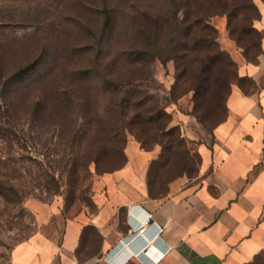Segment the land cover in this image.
Listing matches in <instances>:
<instances>
[{"label":"rangeland","instance_id":"rangeland-1","mask_svg":"<svg viewBox=\"0 0 264 264\" xmlns=\"http://www.w3.org/2000/svg\"><path fill=\"white\" fill-rule=\"evenodd\" d=\"M253 2L259 12L250 11L248 18L239 15L234 25L238 28L237 37L243 39L241 45L254 43L250 49L257 55L259 37L253 30L261 20L259 13L264 2ZM131 5L134 12L136 8L140 13L152 10L159 14L164 8L159 0H111V6L117 11L118 29L122 31L118 47L112 48L111 58L118 55L128 41L127 23L122 18ZM101 8L100 0H0V40L5 41L0 42V55L4 59L5 73L30 60L44 45L53 49L56 57V66L52 67L55 70L49 77L53 84L47 90L49 109L40 118L25 110L27 98L34 101L32 93L35 90L15 91L16 94L4 98L2 83L0 85V101L4 104L18 101L15 109H9L10 116L0 117V125L7 129L12 124L14 130L7 136L10 138L0 137V264H8L13 247L35 230V218L28 209L30 201L57 204L67 215L89 207L95 182L125 163L130 138L139 140L142 146L146 138L147 149H158L162 153L152 172L158 182L157 191L161 192L176 179L194 178L199 166L197 148L200 141L189 138L187 132L210 133L227 114L229 92L217 97L214 91H207L209 85L205 79L195 91L191 84L179 83L176 63L167 55L151 65V72L144 81L135 86H120L116 93L103 84L101 77L112 76L122 84L128 73L123 64L102 70L101 77L85 82L78 79L84 84H70L73 83L69 79L71 69L91 67L95 55L92 47L96 43L91 33L100 26L98 10ZM222 22L228 38L242 54L244 49L231 35L227 15L211 18L210 23L217 32L216 44L235 62L222 47ZM63 24L68 26L65 30L57 29ZM55 57L52 55L51 60ZM231 70L234 84L236 66ZM69 85L73 86L74 103L66 108V104L58 100L57 93ZM132 88L145 93L149 106L156 105L169 115L168 129H176L175 137L182 141L177 150H166L167 138L153 135L149 129L122 131L115 149L109 150L108 140L116 133L122 119L116 104L121 96L124 97L122 93ZM33 89L40 91V94L35 93L37 97L45 95L43 85ZM178 119H182L181 122H177ZM89 144L95 146L91 148ZM251 264H264V256Z\"/></svg>","mask_w":264,"mask_h":264},{"label":"crops","instance_id":"crops-1","mask_svg":"<svg viewBox=\"0 0 264 264\" xmlns=\"http://www.w3.org/2000/svg\"><path fill=\"white\" fill-rule=\"evenodd\" d=\"M260 12L256 29L264 33V6ZM225 27L222 47L239 82L212 132H187L200 141L195 177L152 196L149 173L160 152L130 138L125 164L95 182L89 207L67 215L57 204L28 203L35 230L13 247L8 264H250L264 251V36L250 63ZM148 214L153 225L138 236Z\"/></svg>","mask_w":264,"mask_h":264},{"label":"trees","instance_id":"trees-1","mask_svg":"<svg viewBox=\"0 0 264 264\" xmlns=\"http://www.w3.org/2000/svg\"><path fill=\"white\" fill-rule=\"evenodd\" d=\"M100 1L102 2V8L98 10L100 26L96 31H92L91 33L96 42L95 46L92 47L95 55L91 61V67L86 70L71 69L69 79L73 83L70 84L92 80L96 76L101 77L99 72L102 70L123 64L128 69V73L122 84L118 83L119 80L115 77H109L108 75L101 77L103 84L106 87L113 88L116 93L119 92L120 86H135L137 82L144 81L151 72V65L156 60H161L167 55L168 58L173 59L176 63L179 83L185 81L191 84L195 91L202 86V82L205 79L209 85L207 91H214L217 97H222L228 92L230 95L232 86L239 82L238 67L235 62L231 61L226 52L220 50L216 44L217 32L212 27L210 20L212 17L218 15L228 16V29L231 35L236 38V42L240 43V46L244 49L243 55L248 62L257 63L262 53L261 41L264 33L259 32L257 29L253 30L259 37V52L255 55L250 49L254 43L252 45H241L243 39H241L242 37H237L239 36L238 28L234 25V20L239 15L243 14L248 18L250 11L255 10L259 12L253 0H159L161 7H164L163 11L159 14L152 10L140 13L136 8L134 12V7L132 5L129 7L128 13L123 15L122 18L127 23L126 35L128 41L121 51L119 49V54L111 58L110 55L113 54L112 48L118 47V37L122 36V31L120 27L118 29L119 23L116 20L117 11L115 7L111 6V0ZM262 1L264 2V0ZM259 14L262 18L261 12ZM63 25L62 27L58 26L57 29L60 27L65 30L64 27H68L67 25ZM0 42L5 43L4 40H0ZM73 51H76V49ZM52 55L55 57L53 49L51 50L48 45H44L30 60L19 64L6 73L3 70L4 59L0 55V85L2 83L1 92L4 93V98L13 95L15 91L24 93L35 90L37 95L38 92L40 94V91L33 88H39L41 85L45 89L48 87L46 91L43 90L42 92H45L44 96L37 97L35 93H32L34 94V101L27 98L25 102V110L38 118L47 113L49 109L48 100L50 97H48L47 90H49V85L53 84L49 80V77L55 70L52 67L56 66V57L51 60ZM235 66L237 68L236 81L232 84L233 73L231 68ZM78 79H82V82H79ZM57 94L58 100L66 104V108H69L74 103L73 86H66ZM122 94H124V97L121 96L119 102L116 104L122 116L120 120L121 125L116 127V133L108 140L109 150L115 149L118 137L122 131H132L135 129H149L154 133L153 135L158 134L166 137L167 142L164 146L166 150L173 148L177 150L179 148L182 141L180 139L178 141L175 137L177 130L174 128L168 129L170 123L168 119L169 115L156 105L149 106L148 103L150 101L142 91L132 88ZM53 100L56 101L55 98ZM16 103L18 104V101H10L8 104L0 101V117L2 115L10 116L8 113L10 112L9 109H15L17 107ZM5 109L8 111H5ZM222 120L218 121L213 129ZM13 131L12 124L7 129L0 125L1 138H6ZM137 141L139 142V140ZM143 142L144 146H141L144 150H154L145 147V144H147L146 138H144ZM94 146L92 144L90 147ZM161 155L162 153H160L158 160L152 163L149 173L150 193L152 196L158 197L164 195L168 188L167 184L164 190L161 192L157 191L158 182L152 176L153 169L160 160ZM113 171L115 170L110 172ZM261 256H264V251L253 262L260 259Z\"/></svg>","mask_w":264,"mask_h":264},{"label":"built area","instance_id":"built-area-1","mask_svg":"<svg viewBox=\"0 0 264 264\" xmlns=\"http://www.w3.org/2000/svg\"><path fill=\"white\" fill-rule=\"evenodd\" d=\"M153 225V214H148L145 219L141 222L140 226L137 228L136 234L138 236H145L148 233V230ZM160 229V228H159ZM162 230L160 229V232Z\"/></svg>","mask_w":264,"mask_h":264}]
</instances>
